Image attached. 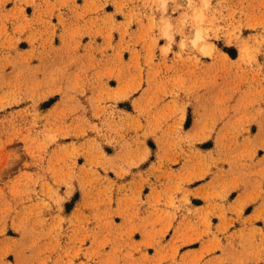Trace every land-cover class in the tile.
I'll list each match as a JSON object with an SVG mask.
<instances>
[{"label":"rangeland","instance_id":"obj_1","mask_svg":"<svg viewBox=\"0 0 264 264\" xmlns=\"http://www.w3.org/2000/svg\"><path fill=\"white\" fill-rule=\"evenodd\" d=\"M0 264H264V0H0Z\"/></svg>","mask_w":264,"mask_h":264},{"label":"crops","instance_id":"obj_2","mask_svg":"<svg viewBox=\"0 0 264 264\" xmlns=\"http://www.w3.org/2000/svg\"><path fill=\"white\" fill-rule=\"evenodd\" d=\"M118 150L120 151V149H118ZM117 155H118V154H117ZM117 155H115V158L117 157ZM120 155H121V154H119L118 156H120ZM120 158L122 159V155L120 156ZM210 182L212 183L211 180H206V181L202 184V186H203L202 188H206V187H208L209 184H210ZM198 210H199V208H198ZM198 210H196V211H198ZM149 219H151V216H146V217L144 218V220L140 221V224H139V227H138V230L142 231V233H143L144 235H146L145 231L149 230L148 223H146V221L149 220ZM129 220H130L129 215H128V214L124 215L123 218H122L121 225H122V226H126V227L129 226V225H130ZM180 225H181V226H180L181 229H183V228L185 227V225H186L185 221H182V222L180 223Z\"/></svg>","mask_w":264,"mask_h":264},{"label":"bare ground","instance_id":"obj_3","mask_svg":"<svg viewBox=\"0 0 264 264\" xmlns=\"http://www.w3.org/2000/svg\"><path fill=\"white\" fill-rule=\"evenodd\" d=\"M203 46H204V45H203ZM203 46H202V47H203ZM207 46H208V45H207ZM207 46H204V48L202 49V51H203V50L205 49V47H207ZM203 53H205V52H203Z\"/></svg>","mask_w":264,"mask_h":264}]
</instances>
